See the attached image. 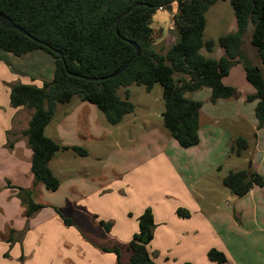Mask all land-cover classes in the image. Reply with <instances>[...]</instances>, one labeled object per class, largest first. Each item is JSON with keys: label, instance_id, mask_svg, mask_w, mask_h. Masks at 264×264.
<instances>
[{"label": "crops", "instance_id": "1", "mask_svg": "<svg viewBox=\"0 0 264 264\" xmlns=\"http://www.w3.org/2000/svg\"><path fill=\"white\" fill-rule=\"evenodd\" d=\"M176 39L157 45L167 49ZM201 52L225 54L220 46ZM10 53L0 52V264H128L129 244L147 208L154 216L148 249L157 264H217L207 256L211 248L226 254V264H264V186L237 196L223 183L230 171L249 166L264 175V127L256 128V101L246 100L255 88L244 80L243 65L223 78L235 87L231 75L242 77L232 98L211 103L206 87L191 98L202 101L201 124L199 143L188 148L169 136L163 121L138 113L132 85L135 110L117 125L94 103L75 98L59 105L45 135L61 146L49 161L61 183L55 191L35 186L34 198L44 207L28 218L18 191L34 185L33 151L22 135L34 109L11 106L10 88L50 81L55 62L42 50ZM38 59L44 60L42 74ZM6 60L21 69L11 70ZM223 123L230 129L223 130ZM238 137L248 147L241 155L231 152L236 157L225 165L227 146ZM179 208L188 214H179ZM104 247H119L121 261Z\"/></svg>", "mask_w": 264, "mask_h": 264}, {"label": "trees", "instance_id": "2", "mask_svg": "<svg viewBox=\"0 0 264 264\" xmlns=\"http://www.w3.org/2000/svg\"><path fill=\"white\" fill-rule=\"evenodd\" d=\"M218 1L0 0V14L10 17L33 37L5 28L0 23V48L16 56L41 49L51 54L55 62L54 76L50 81H44L41 86L17 82L10 88L11 106L34 109L28 127L22 132L33 151L31 171L34 185L32 188H19L18 191L28 218L44 207L34 198L35 186L41 183L49 191H55L60 186L61 181L53 174L49 161L61 146L45 135V128L54 118L58 106L75 98L94 103L111 125H117L126 114L135 110L128 87L143 85L151 91L158 83L163 89V125L169 136L180 146L188 148L199 143L202 101L188 98L185 94L206 87L211 90V103L232 98L236 89L226 85L223 78L234 65L240 63L247 81L255 88L246 100L256 101V128L264 127V0H230L236 29L219 36L217 40H205L206 12ZM136 2H142V5L121 17L117 33V18ZM174 3L177 9L172 15L178 36L172 45L164 49L155 44V31L150 27V20L160 6L166 8ZM250 24L251 43L257 49L261 65L248 61L242 48L243 37ZM130 41L139 46V55L116 77L87 80L68 73L71 71L89 78L112 74L136 54ZM217 44L225 51L220 58L201 52L205 49L211 53ZM54 49L63 52L64 61ZM120 87L125 88L124 98L118 94ZM254 135H257L256 132ZM10 145L12 147L13 143ZM247 147V139L238 137L230 150L241 155ZM73 148L80 155L87 154L82 147ZM223 183L235 195L244 196L255 186H264V175L249 166L230 171L223 178ZM178 213L188 214L181 208ZM64 221L72 224L70 219ZM101 223L107 229L110 226V223ZM153 227L154 216L147 208L141 214L139 230L129 244L131 256L128 264H157L148 249L150 241H145L147 236L152 237ZM103 249L114 252L121 261L119 247ZM207 256L217 264L227 263L226 254L216 248H211Z\"/></svg>", "mask_w": 264, "mask_h": 264}, {"label": "rangeland", "instance_id": "3", "mask_svg": "<svg viewBox=\"0 0 264 264\" xmlns=\"http://www.w3.org/2000/svg\"><path fill=\"white\" fill-rule=\"evenodd\" d=\"M176 9H177V4L174 3L173 13L176 11ZM172 14H170L166 8L164 10H156L155 12H153L150 20V27L155 31L154 40L156 41L155 42L156 45L160 42V44H163L162 46L164 45L167 46L170 37L172 39V37L178 36V31L176 30V28H173L174 20ZM206 18H207V24L204 30L205 40H208L210 38L217 40L219 36L227 34L236 29V18L230 0H220L215 4H213L206 12ZM251 36H252V25L250 24L247 32L243 37V45H242L243 51L248 61L254 64L261 65V61L258 56L257 49L251 43ZM216 48H219V45H216ZM2 50L3 49L0 48V52H2ZM36 50H41V49H36ZM10 54L15 56L13 53ZM49 55L52 57L51 54ZM6 63H8L11 70H20L22 67L20 66L19 69L18 66H16L18 65L16 64L17 62L15 61L6 60ZM43 64H44V60L41 59L37 60L38 72L41 74L43 72V66H44ZM262 67L264 71V66L262 65ZM241 70H242V64H241ZM43 75H45V73ZM231 76L232 78L229 79L230 82L234 83L235 87H239V89L241 90L242 87L241 75L239 74L238 76L237 74H232ZM243 78L246 81L245 75L243 76ZM123 90H124L123 87H120L118 89V93L119 95H121L122 98L125 97L123 96ZM131 91H132V100L138 104V109H139L138 113L145 112L147 114H151V116H153L155 121H159L161 123L163 121L162 112L164 110L162 86L157 83L154 85L151 91H147L145 86L133 84L131 86ZM196 92L197 91L192 93H187L186 95L188 98L199 97V95ZM221 126L224 128L223 130L225 131L226 129H230V127L226 123L221 124ZM220 133H222V131H220ZM230 145L231 142H229L227 146L228 149L226 150V154L228 158L225 160L226 161L225 165H227L226 164L227 162H230L233 158L236 157L235 154L231 153Z\"/></svg>", "mask_w": 264, "mask_h": 264}, {"label": "water", "instance_id": "4", "mask_svg": "<svg viewBox=\"0 0 264 264\" xmlns=\"http://www.w3.org/2000/svg\"><path fill=\"white\" fill-rule=\"evenodd\" d=\"M160 2V0H159ZM158 2V3H159ZM139 5H142V2H136L134 3L128 10H126L121 16H119V18H117L116 20V32L119 33L118 31V23L121 19V17H123L124 15L128 14L130 11H132L135 7L139 6ZM158 5V4H157ZM166 9L169 11L170 14L173 13V5H168L166 6ZM0 23L3 27L5 28H10V29H16L24 34H26L27 36H30L31 38H33L28 32H26L23 28H21L20 26H18L17 24L14 23V21L8 17V16H5V15H2L0 14ZM130 44L135 48L136 50V54L129 60H127V62H125L118 70H116L115 72H113L112 74L108 75V76H105V77H101V78H94V77H84V76H81L79 74H75V73H72L71 71H68V73L70 75H73V76H76V77H80V78H85L87 80H96V79H106V78H113V77H116L117 75L121 74L122 72H124L130 65V63L133 61V59L139 55V52H140V49H139V46L136 44V42L134 41H130ZM54 51L59 54V56L61 57V59L64 61V55H63V52L61 50H58V49H54ZM151 239V236H147L146 237V242H149Z\"/></svg>", "mask_w": 264, "mask_h": 264}, {"label": "built area", "instance_id": "5", "mask_svg": "<svg viewBox=\"0 0 264 264\" xmlns=\"http://www.w3.org/2000/svg\"><path fill=\"white\" fill-rule=\"evenodd\" d=\"M164 9H165V7H163V6L159 7V10H164Z\"/></svg>", "mask_w": 264, "mask_h": 264}]
</instances>
